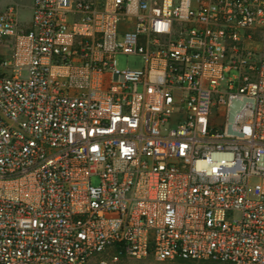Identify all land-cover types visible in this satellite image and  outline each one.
Wrapping results in <instances>:
<instances>
[{
    "label": "built area",
    "instance_id": "2783aa9c",
    "mask_svg": "<svg viewBox=\"0 0 264 264\" xmlns=\"http://www.w3.org/2000/svg\"><path fill=\"white\" fill-rule=\"evenodd\" d=\"M1 1L0 264H264V0Z\"/></svg>",
    "mask_w": 264,
    "mask_h": 264
},
{
    "label": "rangeland",
    "instance_id": "374dc122",
    "mask_svg": "<svg viewBox=\"0 0 264 264\" xmlns=\"http://www.w3.org/2000/svg\"><path fill=\"white\" fill-rule=\"evenodd\" d=\"M19 1V0H18ZM25 5L19 7L18 15L23 21H27L30 15L29 3L31 0H20ZM7 3V0H2L1 4ZM116 65L119 69L125 68H139L143 65V60L140 56L136 55H126V54H116ZM92 184L97 183V178H91ZM85 264H233L228 261H215V260H184V259H174V260H156L151 256L145 258H133V257H122L118 260H109L105 254H97L91 257Z\"/></svg>",
    "mask_w": 264,
    "mask_h": 264
},
{
    "label": "crops",
    "instance_id": "0c3cea01",
    "mask_svg": "<svg viewBox=\"0 0 264 264\" xmlns=\"http://www.w3.org/2000/svg\"><path fill=\"white\" fill-rule=\"evenodd\" d=\"M30 16V15H29Z\"/></svg>",
    "mask_w": 264,
    "mask_h": 264
}]
</instances>
